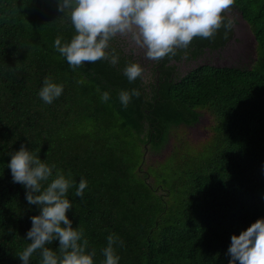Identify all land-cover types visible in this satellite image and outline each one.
Here are the masks:
<instances>
[{
    "label": "trees",
    "instance_id": "1",
    "mask_svg": "<svg viewBox=\"0 0 264 264\" xmlns=\"http://www.w3.org/2000/svg\"><path fill=\"white\" fill-rule=\"evenodd\" d=\"M234 4L257 39L252 66L199 69L152 100L140 77L123 75L127 60L116 45V65L66 62L53 41L70 40L74 28L56 0H0V264H21L16 255L39 212L7 167L21 144L75 182L66 214L95 249V264L110 232L122 241L119 264H228L231 235L264 216V0ZM49 75L64 89L46 104L37 93ZM123 88L141 93L127 107ZM203 112L214 119L209 140L156 156L173 128ZM81 177L88 184L78 197ZM40 259L37 250L30 264Z\"/></svg>",
    "mask_w": 264,
    "mask_h": 264
},
{
    "label": "clouds",
    "instance_id": "2",
    "mask_svg": "<svg viewBox=\"0 0 264 264\" xmlns=\"http://www.w3.org/2000/svg\"><path fill=\"white\" fill-rule=\"evenodd\" d=\"M234 3L235 0H56L60 16L68 18L74 34L67 41L58 35L53 46L74 69L85 61L107 60L116 65L120 60L115 46L118 40L133 52L142 49L148 60L158 61L177 47L186 48L195 37L213 38L221 28L227 34L236 23L226 14ZM143 72L142 63L136 59L123 66V75L129 82L136 81ZM63 89L64 84L49 75L37 94L51 104ZM140 94L138 88H123L118 99L122 107H127ZM110 95L104 90L100 98L108 101ZM10 157L7 167L12 181L25 188L27 202L39 209L30 217L31 227L26 232L25 239L30 243L16 255L21 264H30L37 250L39 264H95V249L89 247L83 229L73 227L66 214L72 208L68 192L75 182L24 144ZM87 184V179L81 177L75 195L82 197ZM106 240L100 264H119L116 245L122 241L111 232ZM53 241H58L56 249L46 246ZM227 254L228 264H264V216L238 235H231Z\"/></svg>",
    "mask_w": 264,
    "mask_h": 264
},
{
    "label": "flooded vegetation",
    "instance_id": "3",
    "mask_svg": "<svg viewBox=\"0 0 264 264\" xmlns=\"http://www.w3.org/2000/svg\"><path fill=\"white\" fill-rule=\"evenodd\" d=\"M226 14L236 20L235 27L227 34L221 28L213 38L195 37L186 48L177 47L174 53L158 61L148 60L142 49L131 51L122 41H116L115 45L123 51L122 56L127 62L136 59L142 63L141 85L152 100L160 99L158 95L163 87L178 84L199 69H245L252 66L257 57V39L251 25L235 4L226 10ZM204 114L206 112L197 123L186 127L198 126Z\"/></svg>",
    "mask_w": 264,
    "mask_h": 264
},
{
    "label": "rangeland",
    "instance_id": "4",
    "mask_svg": "<svg viewBox=\"0 0 264 264\" xmlns=\"http://www.w3.org/2000/svg\"><path fill=\"white\" fill-rule=\"evenodd\" d=\"M213 124V116L206 113L204 114L203 121L195 128L186 127L184 125L173 128L167 146L156 156L163 159L170 154L174 146L180 144L187 143L195 147L204 144L211 137V127Z\"/></svg>",
    "mask_w": 264,
    "mask_h": 264
}]
</instances>
